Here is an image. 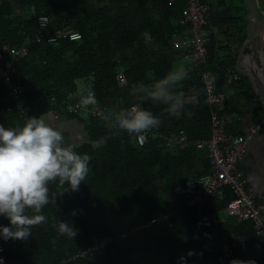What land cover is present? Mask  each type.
Listing matches in <instances>:
<instances>
[{"label": "trees", "instance_id": "obj_1", "mask_svg": "<svg viewBox=\"0 0 264 264\" xmlns=\"http://www.w3.org/2000/svg\"><path fill=\"white\" fill-rule=\"evenodd\" d=\"M183 6L184 0H0V46L18 47L27 36L30 38L26 56L12 61L10 80L21 91L19 103L30 108L33 116L57 112L65 104L66 92L82 81L98 104L111 112L133 103L152 111L162 121L161 127L154 130L156 133L183 131L189 143L208 139L210 122L198 79L200 66L189 64L184 69L188 78L176 89L182 93L196 84V104L185 105L190 115L171 117L163 104L141 101L130 94L134 84L153 83L173 70L174 61L184 53L171 44L174 37L188 36L187 28L176 24ZM39 16L48 19L42 32L44 39L63 28L76 30L79 38L34 43L32 34ZM144 32L150 33L151 44L145 42ZM206 51V66L214 77L215 91L225 94L228 89H236L239 81L228 85L224 79V70L233 69V63L227 64L216 56L211 34ZM118 68L126 80L122 88L114 82ZM245 98L248 112L251 109L264 118L257 95L250 92ZM235 112L226 108L225 100L221 113L229 119L226 133H239V119L244 113L233 115ZM79 121L86 139L74 149L92 157L88 177L75 192L65 191L67 185H50L55 203L44 207L42 214L47 222L33 227L27 240H4L0 236L6 264H230L233 260L264 264V238L255 236L250 222H236L228 217L216 227L195 229L200 215L221 211L231 199L226 189L222 200L214 197L201 205L191 203L196 188L193 181L210 169L206 151L190 144L163 150L155 138L136 146L123 132L114 131L95 118ZM0 124H23L1 84ZM263 131L264 124L258 133ZM60 220L78 230L74 239L59 235L52 226ZM151 220L154 222L139 234L98 249L91 256L69 260L102 239ZM0 225L9 226L7 218L0 216ZM213 234L246 236L245 249L223 260L205 246Z\"/></svg>", "mask_w": 264, "mask_h": 264}, {"label": "built area", "instance_id": "obj_2", "mask_svg": "<svg viewBox=\"0 0 264 264\" xmlns=\"http://www.w3.org/2000/svg\"><path fill=\"white\" fill-rule=\"evenodd\" d=\"M173 1L169 0V2ZM29 12H33L32 7L29 8ZM47 22L48 19L46 17L39 16L36 18V25L32 34V41L34 43L40 44L43 41L46 43H54L58 39L74 41L80 36L76 30L63 28L47 35L44 39L42 32ZM208 22L209 7L206 3L201 0H184V6L179 18L176 20V24L180 27H186L188 36L174 37L171 40V44L175 50L179 48L184 49L182 58L185 61L189 64L198 65L201 68L198 79L203 87L204 103L208 108L210 122L209 138L206 140H195L189 143L183 131L169 134H159L152 131L143 137L132 136L126 132L123 133L130 137L136 146H143L148 140L155 138L160 140L159 145L163 150L170 151L190 144L194 149L206 151L210 169L202 178L193 181V185L196 188L191 203L201 205L208 199L214 197L217 200H222L226 189L230 192L231 199L221 211L216 210L210 214L200 215L195 222V229L200 231L202 228L216 227L223 218L229 217L236 222H250L255 236L264 238V221L259 217L264 206L256 203V194L245 183L237 171V165L243 157L246 145L258 134L260 127L264 124V118L242 126L239 133L230 134L225 132L226 125L229 123L228 117L221 113L225 106V95L215 91L214 77L207 70L206 66V46L210 42V27ZM29 39L27 36L24 42L18 47H10L3 44L0 46V84L6 88L7 98L11 102L12 107L17 111V117L23 123L28 117L33 116V114L30 112V108L23 107L19 103L21 91L12 85L10 74L13 73L12 61L26 56V43ZM224 79L226 84L232 85L240 80V74L234 71V69L227 68L224 70ZM114 82L117 88L125 87L126 80L121 68H118L115 72ZM195 85L193 84L186 92L181 93L193 105L196 104L194 95ZM78 86L89 90L84 82H77L74 90L66 92L64 106L59 108L57 112H50L58 115H69L77 120H83L89 117L95 118L100 123L109 126L108 114L111 111L105 105L98 104L90 106L87 109L81 108L78 105L77 100L72 96V93ZM108 92L109 90H105V93ZM111 129L118 131L114 128ZM153 222L154 220H151L149 223L131 227L126 233L112 238L102 239L96 245L85 248L69 260L91 256L98 249L113 243L115 244L129 235L139 234L143 230H146ZM246 240V236L240 234H213L212 238L206 241L205 246L211 252L219 254L223 260H227L234 252H242L245 249ZM3 251L4 245L0 244V264H6ZM64 263L62 261L60 264Z\"/></svg>", "mask_w": 264, "mask_h": 264}, {"label": "clouds", "instance_id": "obj_3", "mask_svg": "<svg viewBox=\"0 0 264 264\" xmlns=\"http://www.w3.org/2000/svg\"><path fill=\"white\" fill-rule=\"evenodd\" d=\"M142 35L151 44L150 33ZM187 78L183 68L171 70L153 83L134 84L130 94L141 101L163 104L171 117L190 115L185 105L191 101L176 90ZM72 96L84 109L99 103L94 93L84 87L78 86ZM108 120L111 128L136 137H143L162 125L158 116L139 103L110 112ZM91 158L88 153H78L60 128L53 126L44 114L30 116L22 125L0 124V216L9 221V226L0 225V236L4 240H27L33 227L47 222L46 215L42 214L44 207L55 203L50 185H67L65 191H78L88 177ZM52 226L59 235L71 239L77 235L78 230L67 221L60 220ZM230 264L246 262L233 260Z\"/></svg>", "mask_w": 264, "mask_h": 264}, {"label": "crops", "instance_id": "obj_4", "mask_svg": "<svg viewBox=\"0 0 264 264\" xmlns=\"http://www.w3.org/2000/svg\"><path fill=\"white\" fill-rule=\"evenodd\" d=\"M204 1L209 7L208 24L214 48L217 51L216 56L222 58L227 64L233 63L234 71L239 73L243 78V80H239L237 83L236 89H228L224 94L227 101L226 108L231 111H237L232 113L233 115L239 112L241 114L244 113L241 119H239V125L242 127L260 118L258 117L259 114H256L258 112L251 109L248 112L245 94L251 92L257 95L253 89L252 82L259 72L258 66H260V62L256 58L261 56L263 59L264 47L261 52H257L256 44L254 46H245L239 55L241 45L246 40V29L249 21L246 0H229L225 2L223 0ZM250 4L256 18V23L262 26L264 24V0H250ZM258 5L259 9L257 8ZM239 17L241 21L237 20ZM236 21L239 26L235 29ZM233 36L235 39L233 41L229 40ZM217 47L219 48L218 50L216 49ZM188 65L189 63L181 56L174 61L172 69H185ZM243 72L247 73L249 79L242 74ZM262 72L264 75V66ZM262 108L264 110L263 105ZM44 115L53 126L60 128L65 135L66 141L71 143L73 148L85 142L86 133L83 124L79 120L51 112H47ZM237 171L256 194V203L264 206V131L258 133L246 145L243 157L237 165ZM262 210L264 211V209Z\"/></svg>", "mask_w": 264, "mask_h": 264}, {"label": "water", "instance_id": "obj_5", "mask_svg": "<svg viewBox=\"0 0 264 264\" xmlns=\"http://www.w3.org/2000/svg\"><path fill=\"white\" fill-rule=\"evenodd\" d=\"M246 3H247V10L249 13L248 14L249 21L246 29V40L241 45L239 55L241 54L242 48L245 46L247 47L252 45L254 46V44H256L257 52H261L264 47V24L260 26L256 23V18L254 16V12L252 11L250 0H246ZM258 60L260 62L259 72H258V76L257 77L255 76L256 78L253 80L252 86L264 107V77L262 73L264 64L261 56L258 57ZM242 74L249 79L247 73L243 72Z\"/></svg>", "mask_w": 264, "mask_h": 264}, {"label": "rangeland", "instance_id": "obj_6", "mask_svg": "<svg viewBox=\"0 0 264 264\" xmlns=\"http://www.w3.org/2000/svg\"><path fill=\"white\" fill-rule=\"evenodd\" d=\"M257 8L259 9V5H258ZM238 26H239V25H238V22L236 21V22H235V27H234V28L236 29V28H238ZM234 39H235L234 36L232 37V39L229 38V40H231V41H233ZM256 60L258 61V58H256ZM263 64H264V50H263ZM259 67H260V66H258V68H259ZM262 73H263V72H262ZM263 77H264V75H263ZM218 217H219V215H218ZM260 219L264 221V211H263V210H261V212H260Z\"/></svg>", "mask_w": 264, "mask_h": 264}, {"label": "bare ground", "instance_id": "obj_7", "mask_svg": "<svg viewBox=\"0 0 264 264\" xmlns=\"http://www.w3.org/2000/svg\"><path fill=\"white\" fill-rule=\"evenodd\" d=\"M228 98V97H227ZM226 104H227V101H226ZM263 118V117H262ZM263 128V127H262ZM260 217V216H259ZM263 221V220H262Z\"/></svg>", "mask_w": 264, "mask_h": 264}]
</instances>
